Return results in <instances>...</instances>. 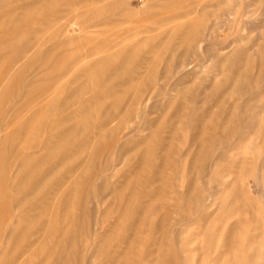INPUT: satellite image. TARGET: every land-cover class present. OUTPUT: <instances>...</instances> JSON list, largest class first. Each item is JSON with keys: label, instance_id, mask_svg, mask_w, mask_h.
Returning <instances> with one entry per match:
<instances>
[{"label": "rangeland", "instance_id": "1", "mask_svg": "<svg viewBox=\"0 0 264 264\" xmlns=\"http://www.w3.org/2000/svg\"><path fill=\"white\" fill-rule=\"evenodd\" d=\"M68 1L0 0V264H35L40 240L50 264H264V0H156L164 18L202 8L199 37L158 40L136 63L142 78L80 130V100L115 80L109 69L70 96L82 75L62 93L71 60L101 58L128 27L176 21L127 0L128 27H93Z\"/></svg>", "mask_w": 264, "mask_h": 264}, {"label": "bare ground", "instance_id": "2", "mask_svg": "<svg viewBox=\"0 0 264 264\" xmlns=\"http://www.w3.org/2000/svg\"><path fill=\"white\" fill-rule=\"evenodd\" d=\"M52 1L53 0H50V2ZM143 1L146 2L145 7L147 8L146 10L147 15H148L147 19H149V21L161 22L162 20H169V21H176V22L172 26H170L168 30L164 28L160 29L161 28L160 25H157L153 29L145 25L140 26L139 28L133 29V28L126 26V23L133 20L138 15L135 12L128 9L129 7L127 5V0H70L68 1V7L70 9L75 7L78 4L84 5L83 10H80L78 12V16H76V19L80 22H85V21L90 20L91 21L90 25L93 27H98L101 24H106L108 25V27H110V29H116L118 27L122 29L124 27H128L125 30L126 34L120 39H118L119 41L115 43L116 47L111 52H107L101 58H97L95 60H90V61H85V59L88 57L87 53L79 54L78 56H76V57H79V59L75 58L78 61L71 60L72 62H74L72 65L73 71L71 70L72 72L70 71V73H68V77L64 79V81L57 82V88L59 89V91L64 93L66 89L68 88V85H69L68 82L69 83H72V81L77 82L78 79L82 75L86 76L88 81L85 84L79 86L78 90L74 92L73 94L71 95L68 94L72 97H79V94L81 92L83 93V91H85L88 88L89 84H92L93 77L96 78L99 74H102L103 72L109 69L110 71H112L110 78L115 80V84L111 88L112 94L110 93L104 96L94 94V96L90 98L88 97L85 99L84 98L81 99L76 112L72 113L71 116L69 117L74 121L73 127L76 130L84 129V126H85L84 124L87 122L89 117L93 113H95L96 110L105 107L106 104L110 103L111 105H113V107L117 106V104L121 100V95L117 93L118 92L125 93V91L129 89V86L131 84L133 85L141 77V74H137L136 68L138 67L135 68V66H137L136 63H138L139 61H141V63L145 61H152V60H147L146 58V55L149 54L150 52H153L154 53L153 58H156L157 46L159 44H164V41H158V40H175L176 38L177 40H185L184 43H186L187 46H190L199 37L200 30L203 28V24L207 18V14L205 15L202 8L195 10L192 16H189L191 8L186 7L184 10L178 11L177 13L170 15L167 18H164L159 12L152 11V9L156 8V0H143ZM35 6L36 5L34 4L32 7L26 8V10H30V9L35 10L36 8ZM105 11L110 12V15L103 16L102 14ZM60 12H61L60 10H57V12L53 14L51 13L52 15L47 18V21L48 22H50L51 20L53 21ZM94 14L98 15V17L91 18L92 15L94 16ZM142 33H145V35L143 36V38L138 39L137 35L142 34ZM102 34L104 33L97 32L95 30V31H92V33H89L87 37L88 38L89 37L90 38L101 37ZM160 37H162V39H159ZM63 40H67L69 42L73 40V38H65ZM66 43L67 42H65L64 44ZM59 51H60V54L65 53L61 50V48H59ZM56 54L57 53L54 52L53 55H50V59L55 58ZM71 57H75V56H71ZM13 60H14V57H12V59L9 60V63H12ZM22 73L24 72L22 71ZM124 73L125 74L129 73L130 75H128L127 77L123 79L118 80L119 78L122 77ZM53 83L55 82L54 81L49 82V84H53ZM165 91L167 90L165 89ZM52 98H50L47 101L48 104L55 101V98L54 99ZM108 122L109 120L107 121V123ZM65 193L69 194V189L61 191L62 195H64ZM60 196L61 195H57V199ZM65 205L68 208V210H66L65 216L68 217L69 216L68 211L71 208V200L69 198L65 200ZM67 241L70 242L71 239ZM41 244H42L41 240L34 244V247H36V250H38L39 253L44 255L37 261L35 259L36 261L35 264H38L39 261H40V264H50L51 260L53 259V254L50 255L48 254V252L45 254L44 251H46V245H41ZM35 251L31 250L30 252H28L24 258L23 263L32 262Z\"/></svg>", "mask_w": 264, "mask_h": 264}]
</instances>
